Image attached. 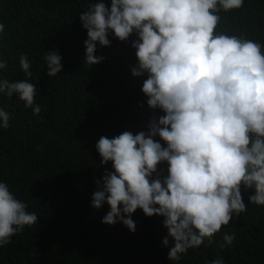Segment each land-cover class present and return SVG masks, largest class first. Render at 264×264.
I'll return each instance as SVG.
<instances>
[{"label":"clouds","instance_id":"9594fccd","mask_svg":"<svg viewBox=\"0 0 264 264\" xmlns=\"http://www.w3.org/2000/svg\"><path fill=\"white\" fill-rule=\"evenodd\" d=\"M244 0H103L80 14L87 30L85 63L95 55L96 42L108 46L109 30L120 41L135 33L131 46L138 64L133 76L147 73L142 92L150 109L164 115L149 119L147 132L130 131L107 138L96 148L105 169L91 206L109 211L102 223L121 222L135 231L131 214L140 208L146 216H163V225L174 245L168 259L179 261L189 248H198L227 225L233 214L246 211L241 185L254 188L250 203L264 205V53L261 44L226 33H216L218 12L241 8ZM4 25L0 23V32ZM47 75L62 68L61 56L46 52ZM19 64L26 79L0 80V92L16 94L34 105L37 87L26 55ZM7 61L0 59V69ZM10 113L0 109V127H9ZM159 136L166 146L154 139ZM166 161L167 176L160 178L157 165ZM16 199L0 182V246L25 226L35 225L37 215ZM168 236L162 239L167 246ZM221 248L231 245L234 234L225 233ZM211 264H224L221 258Z\"/></svg>","mask_w":264,"mask_h":264},{"label":"trees","instance_id":"16d2710c","mask_svg":"<svg viewBox=\"0 0 264 264\" xmlns=\"http://www.w3.org/2000/svg\"><path fill=\"white\" fill-rule=\"evenodd\" d=\"M100 0H0V80L26 79L19 64L26 55L37 87L32 107L16 94L0 92V109L10 113L9 127H0V182L37 215V222L0 246V264H264V205L250 203L254 188L241 185L246 211L233 218L198 248H189L179 261L168 259L174 245L163 216H146L140 208L131 214L135 231L121 222L102 223L110 210L91 206L92 193L105 169L96 144L101 136L113 138L123 131L147 132L150 109L142 92L147 73L133 76L138 64L131 46L135 33L120 41L109 30L108 46L96 42L95 55L104 59L85 63L87 30L80 14ZM110 6V0H103ZM216 33L259 42L264 53V0H244L241 8L218 12ZM61 56V71L49 77L46 52ZM162 146L165 142L154 137ZM167 162L157 165V175L167 176ZM234 234L231 245L221 248L223 235ZM168 236V245L162 239Z\"/></svg>","mask_w":264,"mask_h":264}]
</instances>
